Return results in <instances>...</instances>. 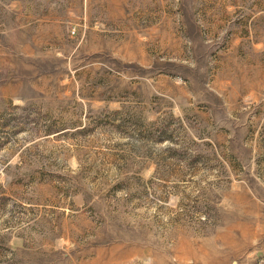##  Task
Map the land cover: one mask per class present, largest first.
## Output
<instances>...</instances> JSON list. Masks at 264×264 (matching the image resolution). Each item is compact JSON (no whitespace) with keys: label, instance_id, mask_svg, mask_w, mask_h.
I'll use <instances>...</instances> for the list:
<instances>
[{"label":"rangeland","instance_id":"obj_1","mask_svg":"<svg viewBox=\"0 0 264 264\" xmlns=\"http://www.w3.org/2000/svg\"><path fill=\"white\" fill-rule=\"evenodd\" d=\"M0 264H264V0H0Z\"/></svg>","mask_w":264,"mask_h":264}]
</instances>
